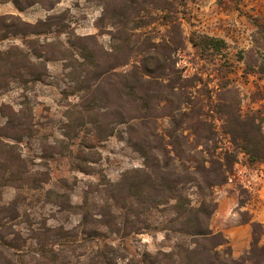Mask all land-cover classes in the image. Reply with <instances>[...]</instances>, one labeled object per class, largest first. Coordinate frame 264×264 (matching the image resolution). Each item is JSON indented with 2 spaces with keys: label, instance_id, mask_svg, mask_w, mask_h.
Returning <instances> with one entry per match:
<instances>
[{
  "label": "trees",
  "instance_id": "1",
  "mask_svg": "<svg viewBox=\"0 0 264 264\" xmlns=\"http://www.w3.org/2000/svg\"><path fill=\"white\" fill-rule=\"evenodd\" d=\"M93 1L102 6L96 25L99 32L109 35L108 47L94 35H75L65 22L68 10L35 23L0 15V41L19 35L36 37L27 41L25 48L12 45L0 50V89L9 82H39L49 76L47 62L60 60L64 93L78 97L66 115L65 134L71 139L84 133L103 141L115 135L116 126H123L117 131L119 139L143 157L142 166L125 170L115 182H102L107 186L104 189L96 185L103 203L96 205V218H92L105 229L111 225L125 229L159 210L164 217L160 230L173 243L165 245L157 256L145 253L143 263L264 264L258 222H250L249 248L237 258L227 238L209 224L217 206L213 190L228 182L239 154L249 164L264 163L260 112L242 110L239 90L225 78V64L216 68L220 78L212 87L202 74H184V67L178 65L184 33L179 18L168 14L173 13L170 0ZM4 3H12L18 11L37 3L49 11L54 8L49 0H0ZM258 28L264 38V25ZM189 42L205 57L222 55L227 46L223 38L195 32ZM27 113L0 112L6 120V125L0 126V264H27L23 256L33 239L38 245L36 264L54 262L52 246L47 249L40 235L59 237L60 233L51 232L46 225L35 229L38 234L32 228L21 233L15 229L23 223L20 200L2 199L4 187L38 190L50 180L47 171H31L18 151L16 143L31 137L27 125L31 114ZM85 145L94 148L92 142ZM98 161L83 153L79 164L72 167L88 173L87 165ZM69 192L48 189L45 198L57 209L79 214L84 225L89 214L83 210L90 192H85L81 204H73ZM120 199L129 201L128 206H118ZM113 207L125 212L111 221ZM95 256L96 264H118L117 259L127 258L116 254L111 245L99 249ZM124 264L137 263L128 259Z\"/></svg>",
  "mask_w": 264,
  "mask_h": 264
},
{
  "label": "rangeland",
  "instance_id": "2",
  "mask_svg": "<svg viewBox=\"0 0 264 264\" xmlns=\"http://www.w3.org/2000/svg\"><path fill=\"white\" fill-rule=\"evenodd\" d=\"M49 1L54 4L51 11L39 3L23 11H18L12 3L0 4V15H15L25 22L35 23L49 14L68 10L65 22L75 35H94L98 42L109 46V35L104 30L99 32L96 25L102 11L98 2ZM170 1L173 13L168 14L179 18L184 33V46L178 54V65L184 67V74H202L212 87L220 78L216 68L220 63L225 64V78L229 80L230 86L239 90L242 110H258L263 118L264 129V63L261 55L264 54V38L258 28V25H264V0ZM193 32L223 38L227 46L222 55L199 56L189 42ZM34 38V35L8 37L0 41V50L12 45L25 48L26 42ZM62 38L65 36L62 35ZM47 68L49 76L39 82L27 85L9 82L0 89V112L31 114L27 122L31 137L16 143L18 151L28 162L31 171H47L50 175L49 182L43 183L38 190L25 187H4L1 190L3 201L20 200L23 223L15 229L25 234L27 229L32 228L38 234L39 230L35 229L46 225L53 230L51 232H60L59 237L40 235L47 249L52 246L54 251V262L49 264H96V252L109 245L119 256H127L117 259L118 264H124L128 259L145 264L142 262L145 253L157 256L165 245L171 246L173 243V239L166 240L160 230L164 217H161L159 210H154L147 220L146 216H142L135 227L127 226L125 229L119 225L105 229L93 219L96 218V205L103 203L95 192L96 185L104 189L107 186L101 185L102 182H115L125 170L142 166L143 157L119 139L117 131L123 126H116L115 135L103 141H96L92 135L84 133L70 139L65 134L64 123L68 111L78 102V97L64 93L66 82L62 61H49ZM161 123L167 124L165 120ZM5 125L6 120L0 114V126ZM6 141L15 142L12 139ZM85 142H92L94 148H85ZM79 146L83 150L79 151ZM83 153H87L88 158H99L97 164L87 165L88 173L72 167V164H79ZM48 189L70 191L73 204H81L85 192H90L87 193L88 205L83 210L89 214L87 223L81 225L79 214L57 209L48 203L45 198ZM104 192L101 190V198L105 197ZM213 192L217 206L209 224L214 231H220L227 238L232 255L237 258L249 248L251 221L260 224L261 243L264 245V163L249 164L246 157L239 154L228 182L214 188ZM128 202L123 203L120 199L118 206H128ZM124 212L125 209L113 207L109 219L117 220L116 217ZM35 242L36 239L30 241L29 252L23 256L27 264H36V258H39L35 255L38 247ZM111 254L114 252L110 251Z\"/></svg>",
  "mask_w": 264,
  "mask_h": 264
}]
</instances>
